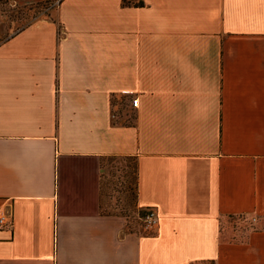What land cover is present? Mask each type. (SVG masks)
<instances>
[{"label": "crops", "instance_id": "obj_1", "mask_svg": "<svg viewBox=\"0 0 264 264\" xmlns=\"http://www.w3.org/2000/svg\"><path fill=\"white\" fill-rule=\"evenodd\" d=\"M9 1L52 8L0 34V264H264L220 227L264 223V0ZM108 158L152 235L101 212Z\"/></svg>", "mask_w": 264, "mask_h": 264}, {"label": "rangeland", "instance_id": "obj_2", "mask_svg": "<svg viewBox=\"0 0 264 264\" xmlns=\"http://www.w3.org/2000/svg\"><path fill=\"white\" fill-rule=\"evenodd\" d=\"M52 4H38L31 8L14 6L10 2L0 1V34L3 36L23 27L37 17L49 16ZM101 178V210L109 213H123L127 223L143 233L154 232V226H147L138 218L134 210L135 173L134 163L127 158H108L104 160ZM221 230L227 239L236 242L247 241L253 229L264 227L256 217H224L220 222ZM207 264H213L208 262Z\"/></svg>", "mask_w": 264, "mask_h": 264}, {"label": "trees", "instance_id": "obj_3", "mask_svg": "<svg viewBox=\"0 0 264 264\" xmlns=\"http://www.w3.org/2000/svg\"><path fill=\"white\" fill-rule=\"evenodd\" d=\"M0 1H4V2H10L9 0H0ZM11 4H13L12 2H10ZM121 3H122V6H124V7H142V6H144L145 5V0H121ZM38 4H52V2L51 1H48V2H39V3H36V4H32V5H23V6H19V5H16V4H13L14 6H19V7H29V8H31L32 6H34V5H38ZM52 8V7H51ZM31 21H29L28 23H30ZM28 23H26L25 25H27ZM24 25V26H25ZM23 26V27H24ZM134 173H135V166H134ZM134 185H135V189H136V176H135V183H134ZM136 194V193H135ZM101 207V206H100ZM134 210L136 211V213H137V216H138V218H142L145 214H146V209L145 208H137L136 207V205H135V201H134ZM101 212L103 213V214H122V215H124L123 213H116V212H114V213H109V212H103L102 210H101ZM234 216H237V217H244L245 215H229V216H227V217H234ZM127 226L129 227V228H133V227H131L128 223H127ZM137 230V229H136ZM256 229H253V231H255ZM137 232H139V233H142V234H146V235H152L153 233L152 232H148V233H143L142 231H140V230H137Z\"/></svg>", "mask_w": 264, "mask_h": 264}, {"label": "built area", "instance_id": "obj_4", "mask_svg": "<svg viewBox=\"0 0 264 264\" xmlns=\"http://www.w3.org/2000/svg\"><path fill=\"white\" fill-rule=\"evenodd\" d=\"M139 100L137 97L131 98V104L134 107H137ZM143 222L151 227L155 223V213L152 209H146V214L142 217ZM12 223V214L5 206H0V226L7 227L11 226Z\"/></svg>", "mask_w": 264, "mask_h": 264}]
</instances>
